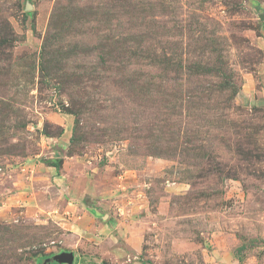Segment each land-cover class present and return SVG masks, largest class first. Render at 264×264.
I'll return each instance as SVG.
<instances>
[{"label":"rangeland","instance_id":"obj_1","mask_svg":"<svg viewBox=\"0 0 264 264\" xmlns=\"http://www.w3.org/2000/svg\"><path fill=\"white\" fill-rule=\"evenodd\" d=\"M63 251L264 264V0H0V264Z\"/></svg>","mask_w":264,"mask_h":264},{"label":"water","instance_id":"obj_2","mask_svg":"<svg viewBox=\"0 0 264 264\" xmlns=\"http://www.w3.org/2000/svg\"><path fill=\"white\" fill-rule=\"evenodd\" d=\"M51 261H55L58 263L72 264L74 261V253L73 252H66V251L57 253V254L47 258L43 264L51 263Z\"/></svg>","mask_w":264,"mask_h":264},{"label":"trees","instance_id":"obj_3","mask_svg":"<svg viewBox=\"0 0 264 264\" xmlns=\"http://www.w3.org/2000/svg\"><path fill=\"white\" fill-rule=\"evenodd\" d=\"M41 260H44V258H43V259H41ZM49 264H51V263H49Z\"/></svg>","mask_w":264,"mask_h":264}]
</instances>
